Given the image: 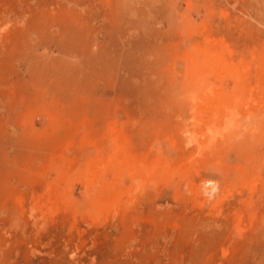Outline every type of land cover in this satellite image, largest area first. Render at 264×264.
<instances>
[{
	"label": "rangeland",
	"instance_id": "374dc122",
	"mask_svg": "<svg viewBox=\"0 0 264 264\" xmlns=\"http://www.w3.org/2000/svg\"><path fill=\"white\" fill-rule=\"evenodd\" d=\"M0 264H264V0H0Z\"/></svg>",
	"mask_w": 264,
	"mask_h": 264
},
{
	"label": "bare ground",
	"instance_id": "6f19581e",
	"mask_svg": "<svg viewBox=\"0 0 264 264\" xmlns=\"http://www.w3.org/2000/svg\"><path fill=\"white\" fill-rule=\"evenodd\" d=\"M202 65H203V64H202ZM208 65H209V64H208ZM201 68H203V66H202ZM204 69H205V66H204ZM202 71H203V69H202ZM205 71H206V70H205ZM200 72H201V71H200ZM197 76H198V75H196V77H197ZM199 76H201V75H199ZM235 77H236V80H237L238 77H237V76H235ZM200 78H201V77H200ZM200 78H199V79H200ZM199 79H198V80H199ZM237 81H238V80H237ZM193 82H195V80H194ZM193 82H192V83H193ZM242 82H243V80H242ZM243 83H244V82H243ZM241 84H242V83H241ZM190 86H191V85H190ZM191 87H193V86H191ZM192 90H195V89H192ZM189 92H190V91H189ZM189 92H188V93H189ZM193 93H197V92H193ZM197 95H198V94H197ZM189 96H191V95H189ZM198 96H199V95H198ZM187 97H188V96H187ZM193 97H195V95H194ZM196 97H197V96H196ZM187 99H188V98H187ZM190 99H191V98H190ZM234 99H235V98H234ZM194 100H195V99H194ZM194 100H192V101H194ZM235 100H236V99H235ZM237 100H238V99H237ZM224 101H225V100H224ZM194 102H195V101H194ZM221 102H223V101H221ZM231 102H232V100H231ZM231 102H230V105H229V106H230V110H231V108H233V110H235V109H234V108H235V107H234V103L231 104ZM237 102H238V103H237ZM237 102H236L237 104H236L235 106H236V108L238 109V106H237V105L241 102V100H238ZM215 103H216V102H215ZM224 103H225V102H224ZM224 103H222V104L220 103V106H222V105L224 106ZM192 106H193V105H192ZM217 106H218V105H217ZM217 106H216V107H217ZM220 106H219V107H220ZM229 106H228V107H229ZM219 107H218V108H219ZM228 107L224 106V109H226V108H228ZM220 109H222V108H220ZM220 109H219V110H220ZM224 109H223V110H224ZM228 109H229V108H228ZM195 110H196V109H195ZM195 110H193V111H195ZM217 110H218V109H217ZM217 110H216V111H217ZM219 110H218V111H219ZM223 110H220V112H221V111L224 112ZM231 111H232V110H231ZM231 111H229V112H227V113L225 112L224 114H228V113H230V115H231V114H232ZM195 112H196V111H195ZM214 112H215V111H214ZM214 112H213V113H214ZM214 114H215V113H214ZM237 114H238V113H237ZM176 115H177V114H176ZM217 115H218V114H217ZM230 115H229V116L225 115L224 117H220L221 114H219V116H217V117H220L219 119H224V118H225V120H226V119H229V120H227V121H228L229 123H231V125H232V124L236 123L235 120H236L237 117L233 120L234 117H232V116H230ZM194 116H195V115H194ZM179 117H180V116H179ZM211 117H214V116H211ZM211 117H210V120H213V119H216V118H217V117H216V118L211 119ZM226 117H227V118H226ZM194 119H195V118H194ZM185 120H187V119H185ZM189 120H190V119H189ZM225 120H224V122H221V121H220L221 123H223V124H221V127H224V125H229V124H227V121H226V123H225ZM196 121H197V119H196ZM214 121H216V120H214ZM237 121H238V118H237ZM239 121H240V120H239ZM239 121H238V122H239ZM184 122H185V121H184ZM211 122H212V121H211ZM186 123H187V122H186ZM213 123H214V122H213ZM218 123H219V122H218ZM183 125H184V126H183L184 129L186 130V127H187L188 125H187V126H186L185 124H183ZM191 125H193V124H191ZM211 125H212V124H210V126H211ZM215 125H216V124H215ZM195 126H196V124H195ZM210 126H208V127H210ZM233 126H235L236 129L238 128L237 130H239V127H240L239 125L234 124ZM238 126H239V127H238ZM213 128H214V127H213ZM229 128H230V127H228V130L230 131ZM216 129H217V128H216ZM226 130H227V129H226ZM232 130H234V129L232 128ZM188 131H190V132H188V133H192V132H194V130H188ZM206 131H207V130H206ZM224 131H225V129H224ZM185 132H186V131H185ZM203 132H205V131H203ZM209 132H210V131H209ZM218 132H219V131H218ZM237 132H239V131H237ZM237 132L235 131L234 134L237 133ZM213 133H214V134H212V135L214 136L216 132L214 131ZM220 133H221V132H220ZM222 133H223V132H222ZM222 133H221V134H222ZM240 133H241V132H240ZM217 134H218V133H217ZM230 134H232V133H230ZM241 134H242V133H241ZM241 134H240V135H241ZM190 135H191V134H190ZM203 135H204V134H203ZM222 135H223V134H222ZM237 135H238V133H237ZM206 136H207V135H206ZM209 136H210V135H209ZM230 136H231V135H230ZM233 136L235 137V135H233ZM204 137H205V136H204ZM222 137H223V136H222ZM238 137H239V135H238ZM239 138H241V137H239ZM209 139H210V137H209ZM222 139H223V138H222ZM235 139H238V138H235ZM236 141H237V140H236ZM160 143H161V142H160ZM160 143H159V144H160ZM229 143H230V142H229ZM229 143H228V145H230ZM231 145H233V144H231ZM231 145H230V146H231ZM249 145H251V144H249ZM249 147H250V146H249ZM255 159H256V158H255Z\"/></svg>",
	"mask_w": 264,
	"mask_h": 264
}]
</instances>
